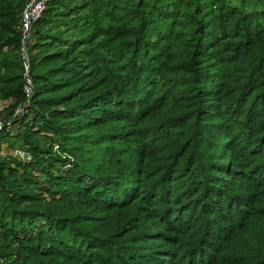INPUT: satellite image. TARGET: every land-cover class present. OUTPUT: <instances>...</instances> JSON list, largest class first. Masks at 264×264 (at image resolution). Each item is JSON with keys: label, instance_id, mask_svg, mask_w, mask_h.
<instances>
[{"label": "trees", "instance_id": "trees-1", "mask_svg": "<svg viewBox=\"0 0 264 264\" xmlns=\"http://www.w3.org/2000/svg\"><path fill=\"white\" fill-rule=\"evenodd\" d=\"M25 2L0 0V140L30 156L0 158V264H264V0H45L27 61Z\"/></svg>", "mask_w": 264, "mask_h": 264}, {"label": "built area", "instance_id": "built-area-1", "mask_svg": "<svg viewBox=\"0 0 264 264\" xmlns=\"http://www.w3.org/2000/svg\"><path fill=\"white\" fill-rule=\"evenodd\" d=\"M45 9V0H26L24 3L20 13H19V21L16 25V29L20 33V45H21V53L24 60L27 61L26 54V43L30 37L33 24L41 17L43 11ZM27 84L24 87L27 95L31 94V85L30 80L26 77ZM23 108L17 107L14 111V114H21ZM2 120H0V129L2 127ZM13 157L18 159H29V154L21 149L15 148L10 153Z\"/></svg>", "mask_w": 264, "mask_h": 264}, {"label": "rangeland", "instance_id": "rangeland-1", "mask_svg": "<svg viewBox=\"0 0 264 264\" xmlns=\"http://www.w3.org/2000/svg\"><path fill=\"white\" fill-rule=\"evenodd\" d=\"M4 107V103L2 100H0V110ZM0 118L3 116V112H0ZM13 133H16V130H13ZM8 144L7 143H4L3 141L0 140V158H4V159H7V157H12V155L10 154L11 151L15 148H17L19 146H15V147H12V148H8L7 146Z\"/></svg>", "mask_w": 264, "mask_h": 264}]
</instances>
